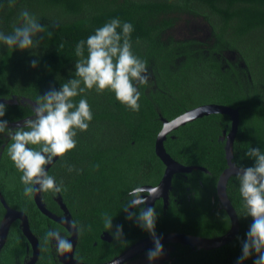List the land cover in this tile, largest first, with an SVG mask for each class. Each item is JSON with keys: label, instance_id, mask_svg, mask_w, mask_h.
Returning a JSON list of instances; mask_svg holds the SVG:
<instances>
[{"label": "trees", "instance_id": "obj_1", "mask_svg": "<svg viewBox=\"0 0 264 264\" xmlns=\"http://www.w3.org/2000/svg\"><path fill=\"white\" fill-rule=\"evenodd\" d=\"M25 9L45 25V31L34 50L0 46V99L17 101L6 104L4 119L9 124L34 116L32 106L23 99L36 102L74 76V63L79 59L76 43L111 18L133 24L132 50L148 67V83L137 84L139 111L117 101L108 90L81 94L91 106L93 120L86 131H77L76 147L49 168L48 174L63 187L55 194L41 191L44 206L62 215L52 199V195L60 196L72 220L85 228L78 232L76 260L107 263L151 237L126 219L123 208L130 189L155 187L162 179L165 165L155 153V142L163 120L170 122L206 105L238 109L233 165H252L244 155L250 147L264 150V0H15L14 4L0 0V31L12 32ZM182 14L203 19L210 28L209 40L183 41L169 35ZM37 57L39 63L33 69L30 61ZM229 130L228 115L210 114L166 135L163 145L175 162L203 170L173 175L168 206L164 208L161 200L153 206L156 235L215 239L229 232L231 220L216 190L220 175L228 168L221 138ZM10 143L8 135L0 134V193L10 209L27 217L39 241L40 257L35 264H59L45 236L51 229L62 228L42 214L33 197L23 194L22 173L7 155ZM226 195L238 220L237 234L213 250L171 244L170 260L165 264H237L252 223L246 216L237 175L229 177ZM4 215L0 203V222ZM105 215L113 217L111 231L104 227ZM116 225L123 226L122 240L113 239ZM104 233L110 241L102 239ZM25 244L26 237L15 222L0 251V264H22L24 258L16 257L24 255ZM256 258L253 254L243 264H254Z\"/></svg>", "mask_w": 264, "mask_h": 264}, {"label": "clouds", "instance_id": "obj_2", "mask_svg": "<svg viewBox=\"0 0 264 264\" xmlns=\"http://www.w3.org/2000/svg\"><path fill=\"white\" fill-rule=\"evenodd\" d=\"M9 3L14 4L15 0H9ZM18 19L20 22L13 26L12 32L0 31V46L12 50L36 49L40 44L38 37L45 31V25L26 9L20 11ZM133 31L131 22L114 17L96 28L86 39L78 41L74 49L79 58L74 63V76L59 89L52 88L40 95L33 108L34 116L19 126L9 127V121L4 119L7 106L0 102V134L10 137L7 155L22 173L20 181L24 185L25 196L31 198L40 191L55 194L62 190V183H57L55 177L48 174L46 166L74 149L77 131L83 132L89 128L93 112L87 98L81 95L86 90H108L117 101L132 111L140 110L141 92L137 84H147L149 75L146 61L132 50ZM32 55L36 53L33 51ZM38 63L37 57L30 61V67L35 69ZM77 96H81L78 101L74 99ZM244 155L253 163L247 167L242 164L236 167V175L246 216L252 218V223L242 243V254L237 264H243L253 254L257 257L254 264H264V150L250 147ZM72 170L69 167V171ZM158 189L152 188L150 196L158 193ZM142 192L139 186L130 189L129 200L123 210L127 213V220L134 221L152 237L153 247L146 253L148 264H152L162 256L163 244L155 232L156 209L145 207L150 196H144ZM129 209L133 211L129 212ZM103 221L105 229L111 231L113 217L105 215ZM67 223L76 232L85 230L75 220H68ZM111 234L113 239L122 240L123 226L116 225ZM45 238L55 241L60 254L72 251L71 241L56 230H49Z\"/></svg>", "mask_w": 264, "mask_h": 264}, {"label": "water", "instance_id": "obj_3", "mask_svg": "<svg viewBox=\"0 0 264 264\" xmlns=\"http://www.w3.org/2000/svg\"><path fill=\"white\" fill-rule=\"evenodd\" d=\"M24 101L28 102L32 106V110H33L36 102H32L27 99L22 100V102ZM0 102L9 104V105L17 104L16 100L0 99ZM210 114H225V115H228L231 120V130L229 134L227 135V139L225 138V156H226L228 168L224 170L223 173L220 175V178L217 183V188H216L219 201L222 203V206L226 209V212L228 213L230 217L231 228L226 235H224L223 237L215 238V239H201V238L181 235V234L157 235V237L161 239L162 244L179 243V244L190 246L192 248H197V249H206V250L216 249V248H219L227 244L236 235L238 231V220L228 200V197L226 195L227 181L230 176L236 175V167H234L232 163V157H233V142L236 136L238 122H239L238 109H232L226 106H219V105H206V106H201L193 110L187 111L186 113L180 115L179 117L175 118L174 120L170 122L163 120V127L160 133L158 134L156 142H155V153L158 156V158L164 163L165 170H164L162 179L160 180L158 185L155 186V187H159L158 193L150 196V190L155 187H142L143 191L148 192L147 196H150L147 199V203L145 207L153 206L156 199L162 198L164 201V208H166L168 193L171 189V181H172V177L174 174L190 173L192 170H198V169L203 170L202 168H198V167L182 166L178 164L177 162H175L167 154L164 148L163 142L165 140L166 135L170 131L177 129L178 127L182 125H185L187 122L193 121L197 118H201L203 116H207ZM22 123L23 121L11 123L9 124V127L15 128L19 126L18 124H22ZM57 158H55V160ZM46 167L48 170L49 165H47ZM40 196H41V191L38 192L35 196H33L37 208L52 221L59 223L61 225L68 224L67 221L71 219V216L66 206L63 204L61 197H58L57 203L59 204L61 210L64 213V218H59L53 215L52 213H50L44 207ZM0 201L6 210V213L2 221L0 222V251L6 242L11 224L14 221L19 220L21 221L22 232L24 233L25 237L28 239V241L32 245V248L34 250V255H37L38 254L37 239L32 235L30 231L27 217L21 212L10 209L7 206L1 193H0ZM131 211L132 209H130L129 212ZM72 231L73 233H75V230H72ZM71 239L73 240L72 251L66 254L67 258H65V260L61 259L62 264H84L74 259L73 254H74V246H75L74 243L76 241V236L74 235ZM102 239L110 241V236L106 233L102 236ZM149 246H153L152 237H148L144 240L139 241L138 243L133 245L131 248L127 249L122 254H120L118 257L104 264H124L125 262L129 261L134 255L138 254L144 248H147ZM169 251L170 250H168L166 254L169 253ZM36 259L37 258H31L28 264H34Z\"/></svg>", "mask_w": 264, "mask_h": 264}, {"label": "rangeland", "instance_id": "obj_4", "mask_svg": "<svg viewBox=\"0 0 264 264\" xmlns=\"http://www.w3.org/2000/svg\"><path fill=\"white\" fill-rule=\"evenodd\" d=\"M169 35L173 36L176 40H196L204 43L210 38V28L207 23L201 18L191 17L188 15H180L177 18L176 24L168 32ZM153 246L144 248L138 254L134 255L130 260H134L131 264H148L146 253ZM169 250L163 245V254L160 258L153 261L152 264H165L169 257L166 252ZM136 257V258H135Z\"/></svg>", "mask_w": 264, "mask_h": 264}, {"label": "flooded vegetation", "instance_id": "obj_5", "mask_svg": "<svg viewBox=\"0 0 264 264\" xmlns=\"http://www.w3.org/2000/svg\"><path fill=\"white\" fill-rule=\"evenodd\" d=\"M229 132H230V130L228 131V132H226V131H223V137L221 138V140L222 141H224L225 142V138L227 139V135L229 134ZM56 161V160H55ZM52 165V164H51ZM51 165H49V168H51ZM49 168H48V171H49ZM177 174V173H176ZM142 188V187H141ZM171 190V189H170ZM170 192V191H169ZM142 195H144V196H147L148 195V192H146V191H143L142 192ZM58 197H60V196H57V197H55L54 198V196L52 195V199H54L56 202H57V199H58ZM40 198H41V196H40ZM158 200H161L162 202H164L163 201V199L162 198H158V199H156L155 200V202H154V204L156 203V201H158ZM41 201H42V199H41ZM0 203H1V201H0ZM43 203V202H42ZM168 203H169V193H168V198H167V204H166V207L168 206ZM221 203V202H220ZM58 204V203H57ZM64 204V203H63ZM1 205H2V203H1ZM44 205V204H43ZM65 205V204H64ZM221 205H222V203H221ZM3 206V205H2ZM66 206V205H65ZM154 206V205H153ZM152 206V207H153ZM45 207V206H44ZM58 207L60 208V206H59V204H58ZM223 207V206H222ZM3 208H4V206H3ZM46 208V207H45ZM67 208V207H66ZM224 208V207H223ZM5 209V208H4ZM47 209V208H46ZM225 209V208H224ZM48 210V209H47ZM60 210H61V208H60ZM67 210H68V208H67ZM226 210V209H225ZM49 211V210H48ZM130 211V210H129ZM50 212V211H49ZM68 212H69V210H68ZM5 213H6V210H5ZM51 213V212H50ZM43 214V213H42ZM53 214V213H52ZM61 214L62 215H57V214H53V215H55V216H57V217H59V218H64V213H63V211L61 210ZM69 214H70V212H69ZM228 214V213H227ZM44 215V214H43ZM45 216V215H44ZM70 216H71V214H70ZM229 216V215H228ZM47 217V216H46ZM48 218V217H47ZM51 220V219H50ZM70 220H72V216H71V219ZM15 222H17L18 223V228H20L21 230H22V226H21V221H19V220H17V221H14L12 224H11V226H10V228L12 227V225L15 223ZM54 222V221H53ZM56 223V222H55ZM56 224H58V226H60L61 228H62V230H58V232H60V234L62 235V236H64V237H66L67 239H69L70 241H71V243H72V245H73V240L71 239L74 235L76 236V241H75V246H74V253H75V248H76V245H77V241H78V232H76L75 231V233H73V231H72V229H70V228H68L69 227V225L68 224H65V225H61V224H59V223H56ZM10 230V229H9ZM51 230H53V229H51ZM238 232V231H237ZM24 234V233H23ZM104 234H106V233H104ZM103 234V235H104ZM237 234V233H236ZM33 235V234H32ZM25 236V235H24ZM34 236V235H33ZM35 237V236H34ZM36 238V237H35ZM37 239V238H36ZM49 242H50V250H51V252H52V254H53V257L54 258H57V261H58V263L59 264H62V262H61V259H63V260H65V258H67V253H64V254H60V253H58L57 252V249H56V244H55V241L54 240H50L49 239ZM37 244H38V254L37 255H34V250H33V248H32V245L30 244V242L28 241V239L26 238V244H25V253H24V255L23 256H17L16 258H24V260H23V262H22V264H28L29 262H30V260H31V258H37L36 259V261L38 260V258L40 257V244H39V241H38V239H37ZM135 245V244H134ZM163 245H165V244H163ZM132 247V246H131ZM130 247V248H131ZM166 247L167 248H169V253H167V255H168V257H169V259H168V261L170 260V252H171V250L173 249L172 248V245L171 244H167L166 245ZM217 249V248H216ZM210 250H213V249H210ZM55 252V253H54ZM56 254V255H55ZM73 257H74V259H75V256H74V254H73ZM133 258V257H132ZM136 258V257H135ZM76 260V259H75ZM36 261H35V263H36ZM78 261V260H77ZM132 261H134V260H129V262H130V264H131V262ZM78 262H80V261H78ZM167 262V261H166ZM165 262V263H166ZM34 263V264H35ZM81 263H83V262H81ZM17 264H19V263H17ZM102 264V263H101ZM104 264V263H103Z\"/></svg>", "mask_w": 264, "mask_h": 264}]
</instances>
